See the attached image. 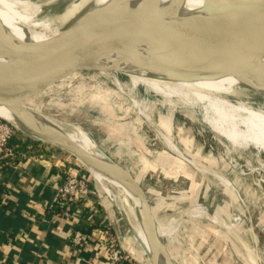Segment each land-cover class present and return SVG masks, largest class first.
Returning <instances> with one entry per match:
<instances>
[{"label":"rangeland","instance_id":"obj_1","mask_svg":"<svg viewBox=\"0 0 264 264\" xmlns=\"http://www.w3.org/2000/svg\"><path fill=\"white\" fill-rule=\"evenodd\" d=\"M6 63L7 59L0 60V69L8 72ZM26 72L19 70L16 78ZM115 74L121 83L128 82L125 75ZM63 78L21 98V103L32 111L40 108L48 119H53L50 115L79 124L88 133L84 141L132 175L158 214L155 231L169 264H252L250 256L264 264V142L227 154L225 143L201 123L195 111L176 106L170 116V108L160 105V96L139 88V94L149 103L147 120L110 78L95 72L72 73ZM14 134L29 144L27 154L41 151L71 157L85 171L96 194L117 218L123 219L125 233L133 237L127 218L70 153L35 139L18 126ZM166 137L176 151L166 148ZM115 172L118 180L108 173L114 179L113 185L138 209L137 196L122 183V174ZM235 200L237 208L231 205ZM136 245L135 260L144 264L145 252ZM122 246L126 249L125 239Z\"/></svg>","mask_w":264,"mask_h":264},{"label":"bare ground","instance_id":"obj_2","mask_svg":"<svg viewBox=\"0 0 264 264\" xmlns=\"http://www.w3.org/2000/svg\"><path fill=\"white\" fill-rule=\"evenodd\" d=\"M52 1L0 0L2 36L37 44L56 37L60 30L78 20L116 17L190 24L223 12L229 7L218 0H58L51 5ZM20 54H14L0 45V60L18 57ZM25 54L30 58L34 51ZM80 67H93L104 77L110 78L111 84L127 96L132 106L147 120L149 103L139 94V88L146 94L160 96V105L170 108V116L176 106L195 111L201 123L209 127L218 140L225 143L227 154L250 149L253 145L264 142V54L245 61L240 67H215L205 72L186 73L129 64L120 65L116 54H106L102 47L98 46L90 50ZM115 73L125 75L128 82L121 83ZM13 108V101L0 103V115L14 121L15 125L22 127L31 136L44 141L49 136L44 133L42 127H49L104 162L99 151L84 141V136H88V133L79 124L48 115L69 127L67 128L53 119L44 117L40 108H34L33 111L28 108L18 115ZM49 134L55 143L58 142L51 130ZM164 141L167 149L176 151L177 147L167 137ZM87 168L120 214L127 218L137 239L147 247V254L144 253L147 260L144 264H150L151 248L137 216V209L118 191V187L113 185L114 179L110 178L108 173L116 179L118 174L113 169H109L111 172H105ZM231 205L236 208L239 206L236 200ZM202 214L206 215L203 211ZM154 216L156 227L159 218L158 215ZM231 233L235 235L233 231ZM157 242V264H161V259L163 264H169L158 237ZM250 259L252 264H260L251 256Z\"/></svg>","mask_w":264,"mask_h":264},{"label":"water","instance_id":"obj_3","mask_svg":"<svg viewBox=\"0 0 264 264\" xmlns=\"http://www.w3.org/2000/svg\"><path fill=\"white\" fill-rule=\"evenodd\" d=\"M218 1L229 4V7L190 24L116 17L78 20L60 30L56 37L37 44L11 36L3 37L0 31V45L14 54L21 53L17 58L7 59L8 72L0 69V103L13 101V111L18 115L28 109L21 103V98L61 81V76L65 75L66 78L79 72L100 74L93 67H80L90 50L98 46L106 54H116L120 65L186 73L205 72L215 67H240L245 61L264 54V0ZM30 51H34V54L28 58L25 53ZM22 69H27V72L16 78L17 72ZM2 119L16 129L14 123ZM42 129L49 136L48 139H35L55 144L70 153L86 170L87 167L105 172L113 169L122 174V183L139 200L136 213L151 248L150 264H157L158 242L154 215L158 214L154 213L152 203L139 183L106 153L101 152V156L111 165L88 154L56 130L45 126ZM50 130L58 142L55 143L50 137ZM132 236L142 252L144 250L146 253L134 232Z\"/></svg>","mask_w":264,"mask_h":264},{"label":"crops","instance_id":"obj_4","mask_svg":"<svg viewBox=\"0 0 264 264\" xmlns=\"http://www.w3.org/2000/svg\"><path fill=\"white\" fill-rule=\"evenodd\" d=\"M69 172L85 173L71 157L54 152L0 161V264H111L101 233L106 226L125 239L126 250L136 257L134 237L122 232L123 222L117 223V216L95 190L87 200L71 205L55 199ZM77 229L90 236L80 247L71 245Z\"/></svg>","mask_w":264,"mask_h":264},{"label":"built area","instance_id":"obj_5","mask_svg":"<svg viewBox=\"0 0 264 264\" xmlns=\"http://www.w3.org/2000/svg\"><path fill=\"white\" fill-rule=\"evenodd\" d=\"M15 133V128L7 121L0 118V156L12 157L13 150L9 147V142ZM95 188L91 181L83 174H66L62 183L55 192V199L59 202L71 205L79 201H85L93 194ZM121 221L118 218L117 223ZM122 232L125 228L122 227ZM118 232V229H117ZM106 245V257L111 264H140L135 260V256L122 246V238L113 233L109 226L101 231ZM90 236L80 229L74 230L71 237V245L80 247L84 245ZM142 264V263H141Z\"/></svg>","mask_w":264,"mask_h":264},{"label":"trees","instance_id":"obj_6","mask_svg":"<svg viewBox=\"0 0 264 264\" xmlns=\"http://www.w3.org/2000/svg\"><path fill=\"white\" fill-rule=\"evenodd\" d=\"M19 139H17L15 134L13 135L12 139L10 140L11 142H9V145L13 147V148L10 147L13 150V156L10 158L9 157H3V159H0V161L5 162V163L12 162L16 159V157H19L22 154L28 153L29 144L27 142L21 141V139L20 140ZM32 145H33V147L36 146V144H34V143H32ZM83 175L89 179V177H87L85 175V173H83Z\"/></svg>","mask_w":264,"mask_h":264}]
</instances>
